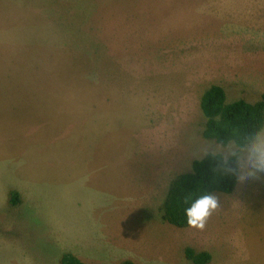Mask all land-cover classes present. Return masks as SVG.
Returning <instances> with one entry per match:
<instances>
[{
	"label": "rangeland",
	"instance_id": "374dc122",
	"mask_svg": "<svg viewBox=\"0 0 264 264\" xmlns=\"http://www.w3.org/2000/svg\"><path fill=\"white\" fill-rule=\"evenodd\" d=\"M212 84L264 92V0H0V264H264V174L203 231L161 221L201 152L238 150L202 138Z\"/></svg>",
	"mask_w": 264,
	"mask_h": 264
},
{
	"label": "trees",
	"instance_id": "16d2710c",
	"mask_svg": "<svg viewBox=\"0 0 264 264\" xmlns=\"http://www.w3.org/2000/svg\"><path fill=\"white\" fill-rule=\"evenodd\" d=\"M63 25L65 23L62 25L60 23V26L63 27ZM64 29L77 34L76 31L69 30L67 25ZM88 63V58L84 60V58L77 57L75 51L69 55L65 66H68L66 70L73 75L78 73V66L84 67ZM14 68L17 75L14 81L9 78L11 85L22 82L20 75L22 74V61L15 62ZM30 69L28 67L27 71ZM199 108L205 119L202 138L220 146L232 143L236 148L241 149L251 140L259 137L264 129V92L252 102L242 98L229 100L222 87L212 84L202 92ZM218 165L219 162L216 159L203 157L192 161L189 171L175 176L170 181L160 206L161 221L175 228H187L189 226L186 222L185 209L190 206V203H184L186 197L190 196L194 200L205 193L230 195L237 185L238 174H225L219 170ZM9 199L11 205H15L18 199L17 194L11 192ZM184 256L192 264H208L211 260L209 253L196 252L191 248L184 250ZM59 264L87 263L71 253H63ZM118 264L134 263L124 260Z\"/></svg>",
	"mask_w": 264,
	"mask_h": 264
},
{
	"label": "clouds",
	"instance_id": "9594fccd",
	"mask_svg": "<svg viewBox=\"0 0 264 264\" xmlns=\"http://www.w3.org/2000/svg\"><path fill=\"white\" fill-rule=\"evenodd\" d=\"M212 157L219 162V170L225 174H238V179L258 178L264 174V138H255L238 150H227L218 153L214 149H205L197 159ZM185 209L187 225L203 231L211 216L220 209V197L213 193H205L192 200L186 197Z\"/></svg>",
	"mask_w": 264,
	"mask_h": 264
},
{
	"label": "crops",
	"instance_id": "0c3cea01",
	"mask_svg": "<svg viewBox=\"0 0 264 264\" xmlns=\"http://www.w3.org/2000/svg\"><path fill=\"white\" fill-rule=\"evenodd\" d=\"M75 252V251H74ZM74 252H68V253H71V254H73V255H76ZM83 262V261H82ZM87 264H89V263H87Z\"/></svg>",
	"mask_w": 264,
	"mask_h": 264
}]
</instances>
